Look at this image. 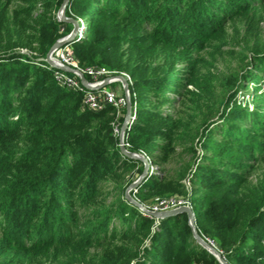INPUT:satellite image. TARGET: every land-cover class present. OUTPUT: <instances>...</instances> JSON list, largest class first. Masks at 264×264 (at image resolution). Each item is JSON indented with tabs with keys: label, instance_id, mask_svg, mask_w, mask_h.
<instances>
[{
	"label": "trees",
	"instance_id": "16d2710c",
	"mask_svg": "<svg viewBox=\"0 0 264 264\" xmlns=\"http://www.w3.org/2000/svg\"><path fill=\"white\" fill-rule=\"evenodd\" d=\"M64 1L0 0V264H219L195 242L187 214L148 218L124 199L127 173L140 176L144 164L121 153L117 111L84 109L83 92L36 63L74 29L55 16ZM66 15L87 17V37L71 43L82 68L132 79L126 149L160 166L137 198L189 199L199 234L229 264H264V0H70ZM239 23L254 44L215 99L200 54ZM251 89L253 107L250 95L236 100ZM189 99L191 124L182 108H158ZM109 181L115 198L105 203Z\"/></svg>",
	"mask_w": 264,
	"mask_h": 264
},
{
	"label": "rangeland",
	"instance_id": "374dc122",
	"mask_svg": "<svg viewBox=\"0 0 264 264\" xmlns=\"http://www.w3.org/2000/svg\"><path fill=\"white\" fill-rule=\"evenodd\" d=\"M59 13H60V10L57 13H55L57 20L59 18ZM69 19L72 20L71 18H69ZM76 21L78 22L79 25L83 23L86 26H88L87 25L88 24L87 23V17L78 18ZM236 25H237V31L235 30L236 27L233 24L229 25L227 28V31H226V38L224 40H221V41H214L211 48H208L206 50V52H204L202 55L200 54V56H202L204 61H205L203 66H201V76L209 82V84H208L205 81V83L207 85V90L211 95L214 96V94H215V99L219 97V94L221 93V90H222V87L220 85V79H222L223 76H225V75H229L232 71L236 70L240 65L243 64L242 60H240V59L242 58V56L247 54L248 46H251L254 44V38L251 36L250 33H248L245 30V27H244L245 25L243 23H239ZM257 34H258L257 39H259V41L261 43H263V41H264V22H262L259 25V28L257 29ZM247 38H250V41L248 43L246 42ZM19 52L22 53L23 55L27 56L28 58H32L33 56H37L36 51H32L29 49H21ZM105 69L109 71L108 68H105ZM114 72H116V71H114ZM119 72L120 73H126V72H121V71H119ZM260 74L264 75V72L262 71ZM203 78H202V80H203ZM263 79H264V76H263ZM90 82H92V81H90ZM258 85L260 88H262L264 90V82H262L261 84H258ZM108 88H111V89L118 91L120 89V84L117 83V84H114L113 86H109ZM246 92H245V90L240 91V93L236 95V100L239 101L240 103H244L250 95V98L248 99V101H249L251 107H253V99H254L253 89H251L250 92H247V93ZM245 95H246V98H244ZM131 102H132V100H131ZM185 102H186V107H184L182 104H181L182 107H180L179 103H176L175 105H172V106L162 103L159 105L158 108L164 114L165 113L174 114L176 110H178L179 108H182L181 113L179 114L178 117L182 118V120L184 122L191 124L192 119L188 118L187 113L195 111L196 106L191 99H189L188 102L187 101H185ZM132 108H133V106H132ZM183 110H186L187 113H185V111H183ZM197 112L198 111H195L194 113H197ZM116 115H117V113L115 114V116ZM135 116H136V114H135ZM135 121H136V119L133 121L132 124H134ZM198 154L203 155V152L201 151V149H198ZM189 158L190 157L184 156V159L186 162L189 160ZM146 159H147L146 161L148 163L147 165H145V161L144 162L142 161V163L144 164L143 172L145 171V168L147 166L148 168H147L146 172H147V178H149L151 175L159 173L160 166L152 163V161L148 160V158H146ZM178 161H179V159H178ZM179 164L181 165V163H179ZM179 164H177V165L180 166ZM142 174L139 176L136 174V172H132L131 174L127 173V175H130V177H131V180H130L131 182L127 186L126 190L128 189V187L130 185L138 182L140 177L142 176ZM185 185L189 191L192 189V185L190 182L187 181L185 183ZM114 188H115V185H114L113 181H109L107 183L105 182V184L103 185V191L107 195L105 197L106 198L105 203H108V202H110V200L115 198V197H113L114 196L113 194L115 192ZM138 189H139V187L134 189L130 193V195L134 199H136L139 203H141L146 209H148L149 211H152V208L157 204V200L162 199V198L157 197V198H155L154 201L150 200V201L144 203L141 200H139L136 196V194L138 193ZM126 190H125V192H126ZM172 197H174V196H172ZM174 198H176V197H174ZM124 199H125V196H124ZM179 199L184 200L183 198H179ZM185 200H187V198ZM193 201H195V198H193ZM200 209H201L200 203H197V205L196 204L194 205L195 212H198ZM140 213H142V215H143V212L141 210H140ZM210 240L213 241L212 239H210ZM213 242L215 243V241H213ZM200 264H206V263H200Z\"/></svg>",
	"mask_w": 264,
	"mask_h": 264
},
{
	"label": "built area",
	"instance_id": "2783aa9c",
	"mask_svg": "<svg viewBox=\"0 0 264 264\" xmlns=\"http://www.w3.org/2000/svg\"><path fill=\"white\" fill-rule=\"evenodd\" d=\"M80 28L81 32L74 37L72 42H78L80 40H84L87 37V26L82 23L80 24ZM71 43L55 51L53 60L59 65L71 68L73 73L70 74H74L75 77L70 76L69 73L62 72L57 69L55 73L56 80L70 89L84 93V109L99 112L108 106H112L117 111L114 130L120 138L122 135V127H120L119 120L122 116H124L123 111L128 107V100H131L130 86L132 85V79L130 75L127 73L110 72L105 68H82L74 58V54L71 49ZM36 63L44 68H54L47 63L46 59H39L36 61ZM80 74H83L86 77L87 84H83ZM122 80H125L128 83V90L125 89V85ZM117 83L120 84V89L118 91L108 88L109 86H113ZM126 116L127 114L125 115V120ZM135 117V111L131 108L130 117L127 122L126 130L123 134V144L125 148L129 147L126 139L128 131L130 130ZM181 207H189L193 211V205L189 199L180 200L176 198H167L158 199L157 204L152 208L151 212H167ZM143 215L148 218L152 217L146 213H143ZM205 239L210 245L216 247L221 252L217 244H215L210 239Z\"/></svg>",
	"mask_w": 264,
	"mask_h": 264
},
{
	"label": "water",
	"instance_id": "95a60500",
	"mask_svg": "<svg viewBox=\"0 0 264 264\" xmlns=\"http://www.w3.org/2000/svg\"><path fill=\"white\" fill-rule=\"evenodd\" d=\"M69 1L70 0H65L64 3L62 4V7H61L60 13H59L58 21L61 23H72L74 25V29L71 32V34H69L68 36H66L64 38H61L60 40H58L54 44L51 51L49 52V54L46 57V61L49 65H51L52 67H54V68H56L62 72L73 73V70L71 68L59 65L53 60L54 52L57 51L58 49L62 48L63 46L71 43L73 41L74 37L78 33L81 32V28H80V25L78 24V22L76 20H73V19L70 20L66 15V10L68 8ZM80 78H81L83 84H87V79L83 74H80ZM122 81L125 85V89L128 90V83L125 80H122ZM131 108H132V104H131V100L129 99L128 100V107H127V116H126V120L122 126V132H121L122 135L120 137V151L126 158H129L131 160H140L143 162L145 161V165H147L148 164L146 161L147 159L142 154H137V153H133V152L128 151L123 144V134L126 130L127 122L129 120V117H130ZM147 168L148 167L146 166L145 171L143 172L139 181L128 187V189L125 192V199L130 204H132L133 206H135L139 210H141L143 213L151 215L153 218H155L157 220H165L167 218L174 217V216L182 214V213L187 214L188 218H189V224L192 228L193 238H194L195 242L200 247H202L204 250L209 252L218 261L219 264H229L226 261V259L224 258V256L222 255V253L216 247L210 245L208 243V241L199 234V232L197 230V226H196L195 213L189 207H181V208L171 210V211H167V212H151L130 195V193L134 189L140 187V185L143 183V181L145 179H147V172H146Z\"/></svg>",
	"mask_w": 264,
	"mask_h": 264
}]
</instances>
